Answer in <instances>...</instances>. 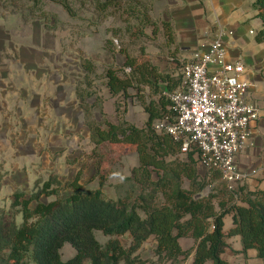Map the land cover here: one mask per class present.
I'll list each match as a JSON object with an SVG mask.
<instances>
[{"label":"trees","instance_id":"16d2710c","mask_svg":"<svg viewBox=\"0 0 264 264\" xmlns=\"http://www.w3.org/2000/svg\"><path fill=\"white\" fill-rule=\"evenodd\" d=\"M34 1L58 4L74 16L69 0ZM93 2L95 9L102 13L117 3L116 0ZM254 8L264 26V0H256ZM143 20L145 28L152 26L153 32L156 31V23L150 16L145 15ZM163 27L172 44L174 37L170 24L163 23ZM143 35L146 37L144 31ZM258 41H261L259 37ZM108 43L109 51L115 52L113 40ZM119 53L126 56L124 66H107L103 83L114 97H128L130 88L139 92L144 87L149 88L148 101L139 96L149 116L145 126L138 128L125 121L114 125L92 120L93 107L100 99L94 97L97 90L94 88L93 91L88 80L95 70V64L90 60H84L82 64L85 79L77 84L76 96L94 144H125L139 156V166L118 187L125 195L112 200L102 193L101 187L87 190L79 183V175L65 183L55 175H50L46 181L36 180L30 194L16 192L10 208L0 210V264H178L181 257L188 256V252L179 246V239L183 237L193 238L196 242L192 264H231L221 255L228 247L227 239L233 236L241 237L243 253L254 249L264 264V191L237 189L234 194L230 193L220 181L219 173L213 170L207 171L205 179L200 180L198 160L193 152L186 162L168 161L170 156L178 153L180 145L168 135L158 134L153 122L170 114L167 110L169 101L162 92L177 89L182 78L175 80L176 76L160 73L143 49L142 62L127 51L119 50ZM125 69L130 72L125 74ZM161 83L165 88L160 86ZM93 97L96 104L91 106L87 100ZM152 97H157V101ZM185 181L189 182V189L184 188ZM102 185L103 181L100 182ZM207 186L212 188L203 195ZM137 189L142 192L132 200L131 192ZM42 198L51 200L44 202ZM236 199L242 205L237 204ZM226 215L233 218V227L228 233L223 231ZM97 232L110 239L101 244L96 238ZM126 235L131 240L129 244ZM151 236L157 241L156 261L143 260L138 255ZM67 244L74 248L75 254L62 261L60 252Z\"/></svg>","mask_w":264,"mask_h":264},{"label":"crops","instance_id":"0c3cea01","mask_svg":"<svg viewBox=\"0 0 264 264\" xmlns=\"http://www.w3.org/2000/svg\"><path fill=\"white\" fill-rule=\"evenodd\" d=\"M255 1L152 0L149 15L156 23V33L165 39V44L159 55H153L152 50H144L145 56L160 73H169L173 77L176 76L172 69L174 62L183 63L195 51L207 48L213 40L223 42L230 61H240L244 65L246 74L243 77L250 84L247 99L260 110L259 119L252 124L250 137L236 161L244 176L238 189L245 192L264 191V26L257 17ZM163 23L171 26L172 44L168 42ZM149 28L154 33V28ZM145 34L150 36L148 28ZM44 47L46 52L50 51L48 44L36 48L34 25L31 23L29 28V24L16 13L4 15L0 0V210L10 208L13 194H30L36 180L46 181L50 175L57 176L64 183L75 180L79 175V183L85 189L101 187L107 198L117 200L122 195L118 187L139 166V156L125 144L96 145L91 141V132L76 96L77 82L81 78L77 81L74 76L68 77L60 71L51 73L49 56L42 58L37 55ZM132 57L140 60V55ZM125 62L126 56L110 54V66L121 68ZM44 63H48L47 67ZM101 81L100 89H96L100 103L93 107L92 120L96 123L108 121L114 125L125 121L138 128L144 127L149 116L139 96L148 101L149 88L144 87L140 92L130 88L128 97H114L103 83L105 79ZM160 86L165 88L162 83ZM152 98L157 101V97ZM95 101V98L87 100L91 106ZM117 104L122 106L117 107ZM194 158L197 160L195 155ZM174 159L188 161V157L180 156L179 151L167 160ZM197 171L200 180L205 179L207 170L198 162ZM209 187L203 195L210 192L212 186ZM184 188L189 189L188 181L184 182ZM50 200L42 198L44 202ZM236 202L242 205L238 199ZM223 220V231L228 233L233 227L232 215H226ZM98 234L101 232L96 233L101 244L110 239ZM125 238L129 244V236ZM227 244L221 255L225 261L231 264H263L254 249L243 253L240 236L228 238ZM179 246L188 252V256L185 259L181 257L178 264H192L195 240L180 238ZM156 247L157 241L151 236L139 249L138 255L143 260L156 261Z\"/></svg>","mask_w":264,"mask_h":264},{"label":"built area","instance_id":"2783aa9c","mask_svg":"<svg viewBox=\"0 0 264 264\" xmlns=\"http://www.w3.org/2000/svg\"><path fill=\"white\" fill-rule=\"evenodd\" d=\"M181 73L180 86L162 92L170 114L155 119L153 128L180 145V156L187 158L193 152L207 171L218 172L227 191L234 194L244 180L237 156L260 113L247 99L250 84L243 77L245 67L230 61L223 42L213 40L184 60Z\"/></svg>","mask_w":264,"mask_h":264},{"label":"rangeland","instance_id":"374dc122","mask_svg":"<svg viewBox=\"0 0 264 264\" xmlns=\"http://www.w3.org/2000/svg\"><path fill=\"white\" fill-rule=\"evenodd\" d=\"M1 1L3 14L16 13L26 24H29V28L31 23L34 25L36 48L50 45L49 53L46 52L45 47L42 51L36 52L42 58L49 56L51 73L60 71L67 76H74L76 80L81 78L76 81L78 84L85 79V71L82 68L84 60L92 61L95 70L89 75L88 80L93 91L94 88L100 89L98 85L102 83L104 71L110 66V54H121L119 50H124L132 56L141 55L142 49L145 51L149 49L153 51V55H159L165 44L162 36L156 31L151 32L149 27L152 26L147 27L150 36L143 35V31L145 34L147 28L143 26L142 21L145 15L150 16L152 0H116V5L110 7L106 13L97 11L93 0H69L74 16L69 15L62 6L52 2L44 1L37 4L34 0ZM110 39L113 40L115 52L109 51ZM162 57L166 58V55ZM142 61L143 58L140 59V62ZM44 64L47 67L48 63ZM181 68V61L172 64L176 74L175 80L180 79ZM95 92L98 94V91ZM97 94L94 97H97ZM96 103L98 106L100 101ZM209 188L207 186L206 190ZM140 192H142L140 189L131 192L132 200ZM98 235L103 236L102 233ZM60 253L62 261H67L75 251L67 244Z\"/></svg>","mask_w":264,"mask_h":264}]
</instances>
